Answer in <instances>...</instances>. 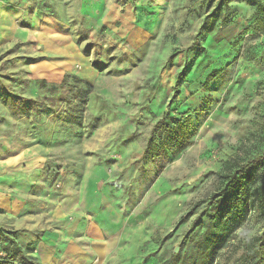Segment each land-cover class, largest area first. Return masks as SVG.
<instances>
[{
    "label": "rangeland",
    "instance_id": "obj_1",
    "mask_svg": "<svg viewBox=\"0 0 264 264\" xmlns=\"http://www.w3.org/2000/svg\"><path fill=\"white\" fill-rule=\"evenodd\" d=\"M218 2L0 0L5 264H29L11 239L34 264L253 263L256 211L204 244L209 198L264 151V15ZM208 15L203 49H190ZM168 105L191 143L146 159Z\"/></svg>",
    "mask_w": 264,
    "mask_h": 264
},
{
    "label": "trees",
    "instance_id": "obj_2",
    "mask_svg": "<svg viewBox=\"0 0 264 264\" xmlns=\"http://www.w3.org/2000/svg\"><path fill=\"white\" fill-rule=\"evenodd\" d=\"M249 1L251 6L255 7L254 15L263 16L264 6L262 4L256 5L254 0ZM226 3L227 0H219L218 6L226 5ZM214 13L213 15H215ZM213 20L214 16L212 15H208L205 18L190 49H203L200 41L214 22ZM187 66L188 64L185 62L182 70L176 76L172 100L179 94L178 86L184 81ZM38 84L43 85L44 82L39 81ZM168 110L169 105L151 129L148 143L143 152L146 159H154L162 155L169 162V153H178L191 143L193 132H191L187 121L174 120L170 117ZM94 121L96 122L97 120ZM223 178L224 185L222 189L212 194L207 204L210 208L207 213V222L204 224V244L206 248L218 243L219 240L217 239H219L220 235L229 233L239 227L250 211H256L261 216H264V151L261 155L249 160L245 165L239 166L232 174H228ZM258 179H260V183L256 184ZM198 221L199 219L196 220V223ZM11 245L20 260L24 261V263L34 264L23 255L15 240L11 239ZM3 251L6 252L5 250ZM3 251L0 248V255ZM248 255L250 257L249 260L253 262L252 264H263L264 230L256 238L251 253ZM9 257H15V254L9 255ZM2 259L0 258V264H5ZM145 260L144 258L142 264Z\"/></svg>",
    "mask_w": 264,
    "mask_h": 264
},
{
    "label": "crops",
    "instance_id": "obj_3",
    "mask_svg": "<svg viewBox=\"0 0 264 264\" xmlns=\"http://www.w3.org/2000/svg\"><path fill=\"white\" fill-rule=\"evenodd\" d=\"M68 253H67V251H66V255H67ZM37 259H38V263H40V264H52L53 262H55L56 261V259L53 257V256H51V255H49V256H47V255H45V254H41V255H34ZM68 261H70L71 259H67ZM67 263V262H66ZM69 264V263H68ZM70 264H75V263H70Z\"/></svg>",
    "mask_w": 264,
    "mask_h": 264
}]
</instances>
